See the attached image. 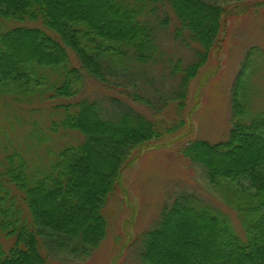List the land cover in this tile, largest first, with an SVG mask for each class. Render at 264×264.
Returning <instances> with one entry per match:
<instances>
[{
	"label": "trees",
	"instance_id": "1",
	"mask_svg": "<svg viewBox=\"0 0 264 264\" xmlns=\"http://www.w3.org/2000/svg\"><path fill=\"white\" fill-rule=\"evenodd\" d=\"M232 15L218 0H0V97L64 99L50 112L58 119L48 130L77 135L52 149L43 169H34L21 150L0 162V264H52L51 248L87 254L103 243L106 209L125 169L141 147L177 130V124L163 128V110L173 103L184 112L190 85L220 47ZM169 24L194 52L187 64L160 49V27ZM261 57L252 47L239 71L228 137L181 147L237 211L243 232L214 206L183 194L142 234L143 264H264V111L247 105ZM165 59L179 88L152 100L140 75ZM86 78L121 92L131 84L139 92L131 95L150 114L125 104L104 111L100 100L80 97ZM43 132H34L41 143L50 140Z\"/></svg>",
	"mask_w": 264,
	"mask_h": 264
},
{
	"label": "rangeland",
	"instance_id": "2",
	"mask_svg": "<svg viewBox=\"0 0 264 264\" xmlns=\"http://www.w3.org/2000/svg\"><path fill=\"white\" fill-rule=\"evenodd\" d=\"M218 1L232 10L234 15L227 20L228 31L220 47L212 53L211 60L192 81L184 112L181 114L173 103L163 110V128L177 124V130L173 135H165L141 147L134 162L125 169L121 187L111 197L106 209L109 231L103 243L87 254L51 248L48 251L52 264H143L139 257L142 234L158 220L165 204L183 194H193L214 206L230 218L238 231L243 232L237 211L228 206L203 167L181 153V147L191 139L218 142L228 137L233 124L235 85L252 47L262 51L263 65L250 84L251 98L247 105L251 112L264 111V5L257 4L262 0ZM243 5H249L250 9L246 13H238V8ZM160 16L165 18L162 12ZM159 35L160 49L165 55L174 59L180 56L184 64L194 58V52L186 48L180 38H175L170 24L161 26ZM70 55L71 64L79 67L75 54L70 52ZM167 66L166 59L160 60L144 75H140V86L146 92V97L158 100L161 95L168 96L173 89L178 90L177 81L166 74ZM128 87L129 90L121 92L120 89L104 88L86 78L80 97L100 100L104 111L113 112L125 104L150 114L148 107L131 95V92L139 93L135 87L131 84ZM111 96L117 97L119 101ZM63 101H43L38 96L18 101L13 95H2L0 162H4L9 153L21 150L34 169H43L50 162L49 152L52 149L59 148L67 141H74L77 135L73 132L54 134L48 130L51 121L58 119L57 115L53 116L50 112L55 104ZM183 117L187 122L181 128L179 123ZM38 127L48 132L45 133L50 140L39 142L37 135H34ZM12 190L20 198V191L15 187Z\"/></svg>",
	"mask_w": 264,
	"mask_h": 264
}]
</instances>
